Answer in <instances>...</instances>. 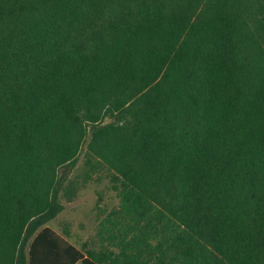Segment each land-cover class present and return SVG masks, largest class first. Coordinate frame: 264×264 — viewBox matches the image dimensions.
<instances>
[{
    "label": "trees",
    "instance_id": "trees-1",
    "mask_svg": "<svg viewBox=\"0 0 264 264\" xmlns=\"http://www.w3.org/2000/svg\"><path fill=\"white\" fill-rule=\"evenodd\" d=\"M85 143L116 207L47 224ZM264 264V0H0V264Z\"/></svg>",
    "mask_w": 264,
    "mask_h": 264
},
{
    "label": "rangeland",
    "instance_id": "rangeland-1",
    "mask_svg": "<svg viewBox=\"0 0 264 264\" xmlns=\"http://www.w3.org/2000/svg\"><path fill=\"white\" fill-rule=\"evenodd\" d=\"M85 150L83 143L76 162L67 174L65 185L66 188L71 186V191L60 192L62 208L47 221L49 226L80 249L98 247L95 237L97 223L107 211L117 205L109 172L105 168H91L84 163Z\"/></svg>",
    "mask_w": 264,
    "mask_h": 264
}]
</instances>
